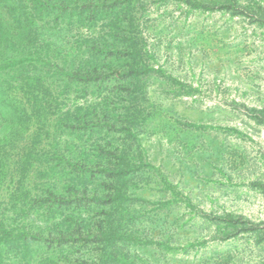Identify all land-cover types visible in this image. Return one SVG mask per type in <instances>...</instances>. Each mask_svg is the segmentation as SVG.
<instances>
[{
  "label": "rangeland",
  "instance_id": "obj_1",
  "mask_svg": "<svg viewBox=\"0 0 264 264\" xmlns=\"http://www.w3.org/2000/svg\"><path fill=\"white\" fill-rule=\"evenodd\" d=\"M159 1L136 4L135 10L144 7L135 14L137 30L131 40L137 55L120 44L105 60H112L110 69L101 68V77L87 83L69 78L72 83L63 96L57 95L64 89L61 81L46 74L48 99L56 98L58 105L51 100L49 135L43 134L39 144L53 135L66 137V130L54 133L60 111L105 97L109 110L115 108L114 116L122 115L127 105L134 106L139 113L132 131L136 142L116 122L93 129L88 141L85 135L80 140L71 136L86 151L99 136L102 144L110 141L111 148L104 144L110 150L127 148L128 154L146 155L149 165L138 169L141 181L136 189L152 216L142 224L143 237L157 240L156 233L167 224L160 225L152 215L157 198H172L159 174L189 198L192 206L185 200L172 199L169 204L168 221L177 218L169 225L173 238L169 243L176 248L166 251L155 243L138 244V264H264V26L255 21L264 16V0H239L258 15L193 9L183 0ZM80 32L87 37L90 31ZM55 34L49 36L54 40ZM72 34L64 41L61 35L57 39L67 52L76 40ZM85 55L79 54L76 61ZM136 61L142 71L129 70ZM11 83L18 86L16 80ZM2 125L9 126L4 121ZM32 129L20 131L10 157H19ZM208 214L239 216L258 230L224 238L206 219ZM188 242L193 245L182 249Z\"/></svg>",
  "mask_w": 264,
  "mask_h": 264
},
{
  "label": "trees",
  "instance_id": "obj_2",
  "mask_svg": "<svg viewBox=\"0 0 264 264\" xmlns=\"http://www.w3.org/2000/svg\"><path fill=\"white\" fill-rule=\"evenodd\" d=\"M183 1L193 9L258 15L239 0ZM142 2L0 0V191L5 189V200L0 203V264H138V244L155 243L166 251L176 248L169 243L173 239L169 225L177 219L168 221L169 204L172 199L185 200L186 206H192L189 198H183L176 186L159 174L172 198H157L152 215L160 225L167 224L156 233L157 240L145 238L139 231L152 216L143 207L146 199L136 189L141 181L138 169L149 165L146 155L128 154L127 148L110 150V141L105 142L107 148L98 141L99 136L87 151L72 141V134L78 140L85 135L88 141L93 129L120 123L136 142L132 131L139 113L134 106L127 105L122 115L114 116L115 108L109 110L105 97L98 103L60 111L54 133L66 130V137L53 135L47 143L39 144L43 134L49 135L51 100L58 105L56 98L48 99L46 74L61 81L64 89L57 95L63 96L72 83L69 78L83 83L99 79L101 68L110 69L112 60L106 63V58L120 46L137 55L136 42L131 40L137 30L135 14L144 10L143 4L135 10L136 4ZM255 21L264 26L263 15ZM84 28L94 34L85 37L86 33L80 32ZM53 31L54 40L49 36ZM72 33L76 40L67 52L57 39L75 35ZM79 54H86L87 59L82 56L76 61ZM140 64L134 62L129 70L142 71ZM15 80L16 87L11 83ZM2 121L9 126L4 127ZM30 128V142L13 159L9 154L16 148V138ZM206 219L214 222L224 238L258 230L257 225L230 214H208ZM191 245L188 242L181 248Z\"/></svg>",
  "mask_w": 264,
  "mask_h": 264
}]
</instances>
